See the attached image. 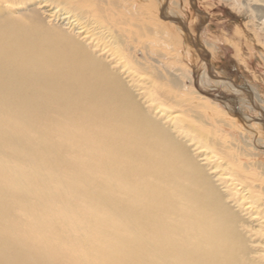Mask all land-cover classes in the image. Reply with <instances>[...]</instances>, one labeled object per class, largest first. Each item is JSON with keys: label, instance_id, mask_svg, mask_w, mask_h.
<instances>
[{"label": "bare ground", "instance_id": "6f19581e", "mask_svg": "<svg viewBox=\"0 0 264 264\" xmlns=\"http://www.w3.org/2000/svg\"><path fill=\"white\" fill-rule=\"evenodd\" d=\"M148 13L0 0V264H264V178L122 49L148 23L182 47Z\"/></svg>", "mask_w": 264, "mask_h": 264}, {"label": "rangeland", "instance_id": "374dc122", "mask_svg": "<svg viewBox=\"0 0 264 264\" xmlns=\"http://www.w3.org/2000/svg\"><path fill=\"white\" fill-rule=\"evenodd\" d=\"M141 8L183 32V44L153 24L130 26L122 45L130 61L164 91L202 104L173 109L264 178V0H130L132 14Z\"/></svg>", "mask_w": 264, "mask_h": 264}]
</instances>
